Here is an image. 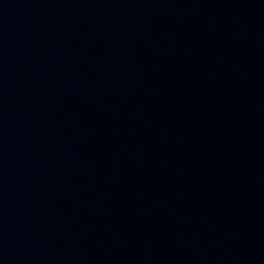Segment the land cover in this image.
I'll use <instances>...</instances> for the list:
<instances>
[{
  "label": "water",
  "instance_id": "1",
  "mask_svg": "<svg viewBox=\"0 0 264 264\" xmlns=\"http://www.w3.org/2000/svg\"><path fill=\"white\" fill-rule=\"evenodd\" d=\"M0 264H264V0H0Z\"/></svg>",
  "mask_w": 264,
  "mask_h": 264
}]
</instances>
